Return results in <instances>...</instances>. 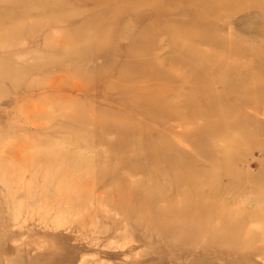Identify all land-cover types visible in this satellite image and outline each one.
<instances>
[{
    "label": "rangeland",
    "instance_id": "obj_1",
    "mask_svg": "<svg viewBox=\"0 0 264 264\" xmlns=\"http://www.w3.org/2000/svg\"><path fill=\"white\" fill-rule=\"evenodd\" d=\"M0 264H264V0H0Z\"/></svg>",
    "mask_w": 264,
    "mask_h": 264
},
{
    "label": "bare ground",
    "instance_id": "obj_2",
    "mask_svg": "<svg viewBox=\"0 0 264 264\" xmlns=\"http://www.w3.org/2000/svg\"><path fill=\"white\" fill-rule=\"evenodd\" d=\"M218 3H222V2H218Z\"/></svg>",
    "mask_w": 264,
    "mask_h": 264
}]
</instances>
